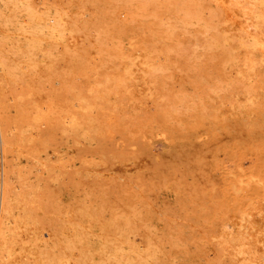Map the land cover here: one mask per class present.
Instances as JSON below:
<instances>
[{
    "label": "rangeland",
    "instance_id": "obj_1",
    "mask_svg": "<svg viewBox=\"0 0 264 264\" xmlns=\"http://www.w3.org/2000/svg\"><path fill=\"white\" fill-rule=\"evenodd\" d=\"M208 1L0 0V123L53 224L41 264H264V0Z\"/></svg>",
    "mask_w": 264,
    "mask_h": 264
},
{
    "label": "bare ground",
    "instance_id": "obj_2",
    "mask_svg": "<svg viewBox=\"0 0 264 264\" xmlns=\"http://www.w3.org/2000/svg\"><path fill=\"white\" fill-rule=\"evenodd\" d=\"M127 1V0H126ZM194 1V0H193ZM208 1V0H207ZM213 1V0H212ZM211 0H210V2H212ZM142 2V1H141ZM210 2L208 1V3L210 4ZM218 2V1H217ZM14 3H15V1H14ZM44 4V3H43ZM195 4H196V2H195ZM206 4V3H205ZM212 4V3H211ZM25 5V4H24ZM28 5V4H27ZM143 5V4H142ZM197 5V4H196ZM219 6H221L220 5V3L218 4ZM12 6V5H11ZM26 6V5H25ZM25 6H23L22 5V7H25ZM32 6V5H31ZM48 6V5H47ZM212 6V5H211ZM13 7V6H12ZM21 7V8H22ZM30 7V6H29ZM43 7V6H42ZM57 7H59V6H57ZM56 7V8H57ZM128 7V6H127ZM213 7V6H212ZM28 9V6L27 7H25V9ZM31 8V7H30ZM50 8V7H49ZM55 8V7H54ZM217 8V7H216ZM47 9H48V7H47ZM47 9L46 10H44L45 12H46V14H47ZM58 9V8H57ZM220 9V8H219ZM217 10L218 12L219 11H221V9L220 10ZM36 10V9H35ZM42 10V9H41ZM56 10V9H55ZM58 10H60V7H59V9ZM62 10V9H61ZM66 10V9H65ZM116 10V9H115ZM38 11V10H37ZM63 11V10H62ZM117 11V10H116ZM115 11V12H116ZM216 11V12H217ZM27 12H29L30 13V15H32L31 14V12L30 11H27ZM26 12V13H27ZM39 12H40V10H39ZM61 12V11H60ZM67 12V11H66ZM189 12V11H188ZM4 13V12H3ZM29 13H27L28 15H29ZM32 13H34L33 11H32ZM38 13V12H37ZM37 13L35 14V15H37ZM41 13V12H40ZM58 13V12H57ZM61 13H64V12H61ZM69 13H71V12H69ZM110 13H113V12H110ZM187 13V12H186ZM45 14V13H44ZM55 14H56V11L54 12V14H53V16L52 17H54L55 16ZM65 14V13H64ZM64 14L63 15H60V18L61 17H63L64 16ZM68 14V13H67ZM190 14V13H189ZM188 14V15H189ZM217 14V13H216ZM216 14H215V16H216ZM2 15V14H1ZM41 15H42V13H41ZM40 15V16H41ZM48 15H51V14H48ZM47 15V17H49ZM71 15V14H70ZM69 15V16H70ZM73 15V14H72ZM119 15V14H118ZM217 15H219V13L217 14ZM33 16V15H32ZM39 16V15H38ZM37 16V17H38ZM39 16V17H40ZM43 16V15H42ZM41 16V18L43 19V17ZM46 16V15H45ZM65 16H66V14H65ZM64 16V17H65ZM182 16H183V14H182ZM185 16H186V14H185ZM192 16V15H191ZM190 16V17H191ZM28 17V16H27ZM47 17H46V19H47ZM67 17V16H66ZM72 17V16H71ZM184 17V16H183ZM182 17V18H183ZM187 17H189V16H187ZM195 17V16H194ZM30 18H31V16H30ZM34 18V17H33ZM59 18V16H58V20L60 19ZM129 18V17H128ZM186 18V17H185ZM214 18V17H213ZM218 18H219V16H218ZM35 19H36V17H35ZM35 19H33L31 22H33ZM38 19V18H37ZM41 19V20H42ZM50 19H52L51 17H50ZM69 17H67V19H65V20H67V22H70L69 20ZM180 19H181V17H180ZM210 19V18H209ZM23 20H24V18H23ZM38 20H40V19H38ZM38 20H36V21H38ZM40 20V21H41ZM48 20H49V18H48ZM47 20V22H48V24H49V21ZM58 20L56 21L55 19L53 20V21H56V22H54V23H56V24H60V20H59V22H58ZM61 20H62V18H61ZM63 20H64V18H63ZM183 20V19H182ZM190 20H191V18H190ZM189 20V21H190ZM200 20V19H199ZM53 21H52V23H53ZM189 21H187V22H189ZM193 21V20H192ZM207 21H209V20H207ZM211 21V20H210ZM217 21V20H216ZM225 21V20H224ZM223 21V22H224ZM28 22L29 23H31L30 21H27V24H28ZM45 22H46V20H45ZM45 22L43 21V23L45 24ZM63 22L64 21H61V28H62V30L64 31V29L66 30V32L68 33V31H70V29L72 28V27H70L69 25H71V24H69V23H66V24H68V27H70V28H68V31H67V28L65 27H63L62 26V24H63ZM184 22V21H183ZM191 22V21H190ZM212 22V21H211ZM218 22V21H217ZM222 21L219 23V24H221V23H223ZM34 23V22H33ZM43 23H42V25L41 24H39V25H41L42 27H43ZM184 23H186V19H185V22ZM260 23V22H259ZM32 24V23H31ZM36 24H37V22L35 23V27H37L36 26ZM50 24H51V22H50ZM49 24V25H50ZM65 23H64V25H66ZM192 24V23H191ZM218 24V25H219ZM226 24V23H225ZM53 26H55L54 24H52ZM202 25V24H201ZM209 25V24H208ZM11 26V25H10ZM24 26H25V24H24ZM24 26H23V30H25L24 29ZM45 27H46V24L44 25ZM67 26V25H66ZM72 26V25H71ZM203 26V25H202ZM210 26V25H209ZM220 27H224V25H219ZM28 27V26H27ZM30 27V26H29ZM28 27V28H29ZM31 27H33V25L31 26ZM42 27H39V29L40 28H42ZM45 27H43V28H45ZM261 27V26H260ZM49 28V29H48ZM47 29L49 30V33H51V27H48ZM218 28V27H217ZM20 29H21V27H20ZM31 29V28H30ZM37 29V28H36ZM35 29V30H36ZM39 29H37L38 31H40ZM47 29H46V32H47ZM53 29V28H52ZM207 29V28H206ZM219 29V28H218ZM23 30H21V31H23ZM29 30V29H28ZM32 30V29H31ZM34 30V29H33ZM37 30L35 31V32H37ZM73 30V29H72ZM71 30V31H72ZM7 31V30H6ZM10 31V30H9ZM54 30H52V32H53ZM57 30H55V32L54 33H52V34H54V35H52V36H54V37H57L58 35L57 34H59V33H57L56 32ZM63 31H60V32H62L63 33V35L66 33H64ZM70 31V32H71ZM2 32V31H1ZM25 32H27V30H25ZM24 32V33H25ZM29 32H32V31H29ZM35 32H32V33H34V36H36L35 35ZM42 32V31H41ZM41 32H39V33H41ZM46 32H44V33H46ZM215 32V31H214ZM23 34V32H19V34ZM55 33H57V34H55ZM212 33V32H211ZM220 33V32H219ZM21 34V36H26V34H24V35H22ZM29 34H31V33H29ZM37 34V33H36ZM48 34V33H47ZM47 34L44 36V37H47V38H45V40L46 39H50V37L48 38V36H47ZM221 34V33H220ZM219 34V35H220ZM11 35V34H10ZM32 35L33 34H31V37H32ZM41 35H43V34H41ZM57 35V36H56ZM61 35V34H60ZM68 36H69V33L67 34ZM66 34H65V38L67 39V36ZM218 35V36H219ZM39 36V35H38ZM211 36V35H210ZM216 37L217 39L218 38H220V36L219 37ZM28 36H26V38H27ZM30 37V36H29ZM29 37H28V39H29ZM30 37V38H31ZM60 36H58V38H59ZM63 37V36H62ZM62 37H60V39L62 40L63 38ZM223 36H222V34H221V38H222ZM255 37V36H254ZM52 38V37H51ZM57 38V39H58ZM64 38V39H65ZM69 38H71V37H69ZM68 38V39H69ZM214 38V37H213ZM225 38V37H224ZM224 38H222V39H219V40H223ZM32 39V38H31ZM31 39H29V44L31 43ZM33 39L34 40H38L39 39V37L38 38H34L33 37ZM60 39H59V41H60ZM40 40L42 41V40H44V39H42V36H41V38H40ZM53 40H55V38H53L52 39V41ZM225 40V39H224ZM222 41L223 43H225V41ZM11 41V40H10ZM26 42H27V39L25 40ZM39 41V40H38ZM56 41V40H55ZM54 41V42H55ZM59 41H58V43H59ZM63 41H66V40H63ZM68 41H70L71 42V40H68ZM208 41H209V39H208ZM216 41V40H215ZM34 42V41H33ZM40 42V41H39ZM47 42H49V40L47 41ZM69 42V43H70ZM210 42H211V40H210ZM219 42V41H218ZM221 42V41H220ZM12 43V42H11ZM68 42L67 43H64V44H62L63 45V47L66 45V44H69ZM209 43V42H208ZM32 45H33V43H31ZM60 44H61V42H60ZM59 44V45H60ZM210 44V43H209ZM214 44V43H213ZM254 44H256V45H258L259 44V42L258 41H255L254 42ZM40 45H41V43H40ZM102 45V44H101ZM11 46V45H10ZM39 47V46H38ZM60 47H61V45H60ZM208 47H209V45H208ZM212 47V46H211ZM15 48V47H14ZM66 48V47H65ZM64 48V49H65ZM25 49V48H24ZM31 49V48H30ZM39 49H40V47H39ZM67 49V48H66ZM21 50V49H20ZM32 50V49H31ZM22 52V51H21ZM20 52V53H21ZM36 52H37V50H36ZM15 54V53H14ZM49 54V53H48ZM50 55V54H49ZM7 59V58H6ZM0 60H1V58H0ZM15 60V59H14ZM30 61V60H29ZM14 62V61H13ZM19 62V61H18ZM25 62V61H24ZM12 63V62H11ZM30 66H31V64H30ZM29 66V67H30ZM11 67V66H10ZM16 67V66H15ZM27 67V66H26ZM3 67H1V69H0V71H5V68H4V70L2 69ZM14 68V67H13ZM13 68H12V70H13ZM29 69V68H28ZM1 72V73H2ZM7 73V71L5 72V74ZM8 73H9V71H8ZM7 73V74H8ZM6 74V75H7ZM11 74V73H10ZM9 74V75H10ZM5 75V76H6ZM2 77V76H1ZM3 78H4V76H3ZM5 80V79H4ZM2 85V84H1ZM2 91V90H1ZM3 93V92H2ZM11 94V93H10ZM3 95V94H2ZM15 95V94H14ZM23 95V94H22ZM16 96V95H15ZM15 96H13V97H15ZM21 96V95H20ZM6 97H8V96H6ZM5 98V95H3L2 97H1V93H0V112L1 113H3L4 112V110H10V109H6L5 107H4V103L5 104H7L6 102H4V101H6V100H4L3 101V99ZM18 98H20V97H18ZM18 98H16L15 97V99L17 100ZM12 99V98H11ZM13 100V102L16 104V101H14V99H12ZM45 100V99H44ZM26 101V100H25ZM4 102V103H3ZM22 102V101H21ZM31 102V101H30ZM28 103V102H27ZM35 103H37V101L35 102ZM44 103V102H43ZM50 103V102H49ZM15 104H14V106H15ZM13 105V104H12ZM43 105V104H42ZM7 107H8V105H6ZM13 106V107H14ZM26 106V105H25ZM44 106V105H43ZM9 108V107H8ZM33 108H36V107H33ZM38 108H39V106L37 107V110H38ZM45 108H48V107H46L45 106ZM17 109H18V107H17ZM16 109V110H17ZM42 109V108H41ZM30 110V109H29ZM31 110H32V108H31ZM40 110V109H39ZM35 111V109L33 110V112ZM11 112V111H10ZM10 112H7L8 114L10 113ZM26 112V111H25ZM29 112V111H28ZM39 112V111H38ZM40 112H42V110L40 111ZM45 112V111H44ZM36 113H37V111H36ZM35 113V114H36ZM11 114V113H10ZM1 116H3L2 114H0ZM4 115H5V113H4ZM7 115V114H6ZM5 115V116H6ZM28 115V114H27ZM42 114H40V116H41ZM8 116V115H7ZM6 116V117H7ZM32 116V115H31ZM39 116V115H38ZM4 117V116H3ZM9 118V117H8ZM7 118V119H8ZM34 118H36V117H34ZM40 118V117H39ZM0 119H2V118H0ZM10 119V118H9ZM36 119H38V118H36ZM35 119V120H36ZM4 120V118L2 119V121ZM9 122H11V121H9ZM9 122H8V124H9ZM3 123V122H2ZM2 123H0L3 127H2V130H1V138H2V144H3V152H2V162H3V185H2V193H1V204H0V264H41L40 262H42V261H44V260H42V258H40L41 260H39L38 259V261H37V256H39L40 254V252H42V251H38V254H37V250L39 249H35V247H38V245L37 244H39L38 242H36L39 238H41V236L43 235V232L44 231H46L45 232V236H46V238L48 239V237H49V235H50V237H51V235H53V229H51V231H52V234H50L49 233V228H51V227H49V226H53V224H51V222H50V224L47 226L46 225V222H48V220H49V218H46L45 217V215H49V214H44L43 216L46 218L45 219V224L43 223H41V221H39L40 222V225L41 226H43V225H45L46 226V230H45V228H40L39 229V222L36 224V222L38 221V220H35L34 218L36 217V215H35V217H34V215H32L33 217V219L35 220V222H34V220H32L31 219V214L33 213L32 211H30L31 210V208H30V206L32 205V203L30 202V200H29V198H28V196L31 194V193H33L32 191H30V190H28V187H29V185L25 182V179L22 181V182H20L19 184H18V186H16V187H14L13 186V184H14V181H12L10 178L12 177V176H19L17 173L15 174V175H12V176H10L11 174H9V161L12 163V161L14 160H12V155H10V157H9V153L10 152H8V150H9V148H7V146H8V144H9V146H10V143H8V141H7V137L9 136L8 135V129H9V127H11L10 125H9V127L7 128V125L5 124V125H3ZM4 123H7V122H4ZM12 123V122H11ZM25 124V123H24ZM27 124V123H26ZM28 125V124H27ZM14 127L15 126H18V125H16V123H15V125H13ZM32 126V125H31ZM37 126V125H36ZM13 127V128H14ZM28 128L26 125L24 126V129L22 130V131H26V130H28V129H26V128ZM30 127V126H29ZM46 127V126H45ZM12 129V128H11ZM26 129V130H25ZM10 130V129H9ZM14 130V129H13ZM31 130L32 129H30V133H31ZM15 131H16V129H15ZM18 131V130H17ZM22 131H18V133H20V132H22ZM33 131V130H32ZM43 131H45V130H43ZM35 132H37V131H35ZM34 132V133H35ZM13 133V132H12ZM15 133V132H14ZM23 133V132H22ZM22 133H20V134H22ZM27 133V132H26ZM38 133H40V130L38 131ZM16 134V133H15ZM20 134H18L17 136H18V138L20 137L19 135ZM43 134V133H42ZM11 135V134H10ZM28 135V134H27ZM33 135V134H32ZM38 135V134H37ZM37 135H35V136H37ZM12 136V135H11ZM16 136V137H17ZM29 136V135H28ZM34 136V137H35ZM13 137V136H12ZM16 137L15 138H13L14 140H16ZM22 137V136H21ZM24 137H26V136H24ZM9 138V137H8ZM11 138V137H10ZM23 138V137H22ZM22 138H20V140L22 139ZM29 138H31V136L29 137ZM33 138V137H32ZM24 139V138H23ZM26 139V138H25ZM18 140V139H17ZM19 140V141H20ZM33 140H35V139H33ZM29 141H30V139H29ZM14 142V141H13ZM38 142V141H37ZM18 143V142H17ZM17 143L15 142L14 144V146L16 147V145H17ZM12 144V143H11ZM40 144H42V146H43V148L45 147V146H48V145H43V143H40ZM8 146V147H9ZM13 146V147H14ZM18 146V145H17ZM41 146V147H42ZM10 147H12V146H10ZM38 147V146H37ZM42 148V149H43ZM48 148V147H47ZM47 148H44V149H47ZM8 149V150H7ZM11 149V148H10ZM41 149V150H42ZM38 150V149H37ZM10 151H12V150H10ZM42 151H44V150H42ZM41 151V152H42ZM40 152V153H41ZM46 154H48L47 153V151H44ZM31 153V152H30ZM36 153L38 154V152L36 151ZM36 153H34V154H36ZM12 154V153H11ZM33 155V153H32V155H31V157H32V159H34L36 162H33V164L35 163V164H39L38 166H42L43 168H44V171L43 172H45V170H47L48 169V171L50 172V170H52V169H50V168H47L46 169V167H49L48 165L46 166V164H48V163H50V158H48L45 154V157H43V156H41V157H39V155ZM42 154V153H41ZM54 154V153H53ZM49 155V154H48ZM50 155H51V153H50ZM49 155V156H50ZM30 157V158H31ZM42 157H43V159H42ZM11 158V159H10ZM18 158V157H17ZM16 158V159H17ZM19 159V158H18ZM32 159H30L31 160V162H32ZM49 159V160H48ZM60 159V158H59ZM24 160V159H23ZM13 164V163H12ZM30 164H32V163H30ZM29 164V165H30ZM33 164L31 165L32 167H33ZM35 164H34V167H35ZM51 164V163H50ZM14 165V164H13ZM13 165H11V166H13ZM16 165H14V167H15ZM30 166V167H31ZM38 166H36V168L38 167ZM54 166V165H53ZM13 167V168H14ZM29 167V168H30ZM28 168V167H27ZM40 168V167H39ZM38 168V169H39ZM42 169V168H41ZM50 169V170H49ZM23 170V169H22ZM34 170V172H29L30 174L31 173H35L36 171L35 170H37V169H33ZM43 170V169H42ZM19 171V170H18ZM21 171V170H20ZM19 171V172H20ZM38 171V170H37ZM12 172V171H11ZM17 172V171H16ZM39 172V171H38ZM47 172V171H46ZM48 172V173H49ZM52 172V171H51ZM21 173V172H20ZM23 173H24V170H23ZM28 173V172H27ZM28 173V174H29ZM41 173V172H40ZM47 173V174H48ZM12 174H14V173H12ZM25 174V173H24ZM46 174V173H45ZM36 175H37V177H38V173H36ZM23 177V175L22 174H20V177ZM32 176V178H33V176L34 175H31ZM20 177H18V179L21 181L22 179H20ZM36 177V176H35ZM55 178V177H54ZM13 179H14V177H13ZM15 179H17V177H15ZM14 179V180H15ZM27 180H31V179H27ZM11 181L13 182V184L11 183ZM32 181V180H31ZM31 181H29L28 183L30 184V183H32ZM33 181H35V180H33ZM1 182H2V180H1ZM36 182V181H35ZM35 182H33V183H35ZM37 182H39V179L37 180ZM33 183H32V185L30 186V188L32 189V190H34V189H37V188H32V187H34L33 186ZM15 184H16V182H15ZM14 184V185H15ZM36 187H39L38 185H36ZM35 193V192H34ZM34 193H33V195H34ZM48 194V193H47ZM35 196V195H34ZM31 197V196H30ZM44 198V197H43ZM34 199V198H33ZM45 199V198H44ZM44 199H40V202L41 201H44ZM48 199V198H47ZM32 200V199H31ZM35 200V199H34ZM46 200V199H45ZM47 201V200H46ZM32 202H34L35 203V201H32ZM49 202V201H48ZM30 203H31V205H30ZM44 203H45V201H44ZM49 204V203H48ZM29 206L28 208L30 209L28 212H27V210H26V208H25V206ZM33 207H34V205H32ZM43 206V205H42ZM33 207H32V210H33ZM37 207V206H36ZM42 208H44V207H42ZM44 209H46V208H44ZM43 209V210H44ZM49 209V208H48ZM40 211V210H39ZM29 212H31V214L29 215ZM34 212H35V210H34ZM42 212V211H41ZM42 213H44V212H42ZM33 214H35V213H33ZM38 217H40V216H37L36 218H38ZM44 217H42L43 219H41V220H44ZM38 219H40V218H38ZM48 219V220H47ZM49 221H51V220H49ZM39 225V226H38ZM42 229H44V231L41 233L39 230H42ZM81 230H82V228H80ZM79 229V230H80ZM76 230H78V228L76 229ZM80 230V231H81ZM79 232V231H78ZM39 233H41V236H40V234ZM80 236V235H79ZM42 239V238H41ZM40 239V240H41ZM78 239V238H77ZM80 239V238H79ZM254 240V239H253ZM252 240V241H253ZM259 239H257V241H258ZM41 241H43V239L41 240ZM48 241V240H47ZM75 241V240H74ZM77 241V240H76ZM255 241V240H254ZM256 241V242H257ZM260 242L262 241V240H259ZM264 241V240H263ZM36 243V245H35V243ZM44 243H47L46 241H43ZM256 242L253 244L252 242H248L249 244L248 245H250V244H253L254 246H255V244H256ZM42 243V242H41ZM44 243H42L43 244V246H44ZM239 243V242H238ZM258 243V242H257ZM261 243H264V242H261ZM41 244V245H42ZM49 244V243H48ZM230 245V243L227 241V245ZM244 245V242L242 243V241H241V245ZM247 244V243H246ZM40 245V246H41ZM46 245V244H45ZM239 245V244H238ZM252 245V246H253ZM48 246V245H47ZM46 246V248H48ZM245 246V245H244ZM263 246V245H262ZM261 246V247H262ZM225 248L226 247H228V246H224ZM230 247V246H229ZM229 247H228V249H229ZM250 247V246H249ZM41 248V247H40ZM43 248V247H42ZM41 248V249H42ZM224 248V251L226 250H228L227 248L225 249ZM239 248H240V245H239ZM247 248H248V246H247ZM247 248H244L243 250H245V249H247ZM251 248V247H250ZM254 248L255 247H253V250H254ZM51 249H52V247H51ZM252 249V248H251ZM256 249V248H255ZM257 249H259L258 247H257ZM261 249V248H260ZM40 250V249H39ZM43 250H44V248H43ZM242 250V249H241ZM242 250V251H243ZM250 249H248V251H249ZM264 250V249H263ZM49 251H50V249H49ZM52 251V250H51ZM83 251V250H82ZM230 250H228L227 252H229ZM44 253L42 254L41 253V255L43 256L44 254H45V256L44 257H46V251H43ZM46 252V253H45ZM233 251H230V253H232ZM238 252H240V251H238ZM237 252V253H238ZM255 252V251H254ZM246 253V251H244L243 252V254H245ZM248 254H247V256H249V260L251 261V263L252 264H258V263H256L258 260L259 261H261L260 259H259V255H257V256H259L258 257V260L257 261H255L256 260V258L257 257H255L254 256V254H253V252H247ZM52 254H55V253H53L52 252ZM235 255H236V253H234ZM48 255H49V253H48ZM229 255H231V254H228V256ZM51 256V255H50ZM49 256V260L48 261H50V258L51 259H54V257L52 258V256L50 257ZM59 255H57L56 257L57 258H55L56 260L57 259H59V261H61V259L58 257ZM242 256V258L244 259V255H241ZM261 256H263L262 254H261ZM39 257H41V256H39ZM38 257V258H39ZM44 257H43V259H44ZM79 257V256H78ZM83 257V259L85 258L84 256H82ZM232 257H233V254H232ZM236 257V256H235ZM47 258H45L46 260H47ZM239 258H241L240 256H239ZM238 258V256H237V259H239ZM263 258V257H262ZM78 259V258H77ZM230 259H231V256H230ZM233 259V258H232ZM235 259V258H234ZM246 259V258H245ZM244 259V260H245ZM255 259V260H254ZM85 260V259H84ZM243 260V261H244ZM54 261V260H53ZM59 261H57V263L58 264H68V262L67 263H65V262H63V261H61V263H59ZM64 261H65V259H64ZM78 261V260H77ZM80 262L82 261V260H79ZM248 261V260H247ZM46 263L45 264H51L52 262H47V261H45ZM83 262V261H82ZM82 262H81V264H82ZM53 263H55V262H53ZM52 263V264H53ZM56 263V264H57ZM76 263V262H75ZM261 263H263V262H261ZM73 264V263H72ZM84 264V263H83ZM243 264V263H242ZM246 264V263H245ZM247 264H250V263H247Z\"/></svg>",
    "mask_w": 264,
    "mask_h": 264
}]
</instances>
